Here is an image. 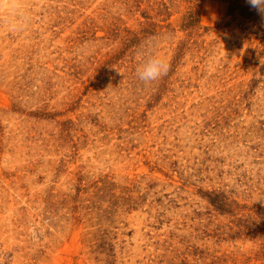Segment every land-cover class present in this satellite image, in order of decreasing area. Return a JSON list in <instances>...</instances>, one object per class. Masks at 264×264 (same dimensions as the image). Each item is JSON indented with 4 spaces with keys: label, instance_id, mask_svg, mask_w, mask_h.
<instances>
[{
    "label": "rangeland",
    "instance_id": "1",
    "mask_svg": "<svg viewBox=\"0 0 264 264\" xmlns=\"http://www.w3.org/2000/svg\"><path fill=\"white\" fill-rule=\"evenodd\" d=\"M232 1L0 0V264H264L237 234L264 206V26Z\"/></svg>",
    "mask_w": 264,
    "mask_h": 264
},
{
    "label": "trees",
    "instance_id": "2",
    "mask_svg": "<svg viewBox=\"0 0 264 264\" xmlns=\"http://www.w3.org/2000/svg\"><path fill=\"white\" fill-rule=\"evenodd\" d=\"M228 14H238L242 21L254 27V31H260L264 26V17H262L255 9L251 8L246 0H233L228 6ZM196 14V12H195ZM194 12H190L186 16V23L184 26L194 24ZM210 202L219 210L224 211L225 202L218 199H209ZM252 215H248L246 219L241 220L238 235L243 234L249 239L264 238V206H252Z\"/></svg>",
    "mask_w": 264,
    "mask_h": 264
},
{
    "label": "clouds",
    "instance_id": "3",
    "mask_svg": "<svg viewBox=\"0 0 264 264\" xmlns=\"http://www.w3.org/2000/svg\"><path fill=\"white\" fill-rule=\"evenodd\" d=\"M246 3L264 17V0H246ZM138 55L140 62L135 74L140 81L150 83L168 72L169 63L163 53L142 49Z\"/></svg>",
    "mask_w": 264,
    "mask_h": 264
},
{
    "label": "bare ground",
    "instance_id": "4",
    "mask_svg": "<svg viewBox=\"0 0 264 264\" xmlns=\"http://www.w3.org/2000/svg\"><path fill=\"white\" fill-rule=\"evenodd\" d=\"M214 8V6L212 4H209V3H204L203 4V9L204 11L206 12H210L212 11V9Z\"/></svg>",
    "mask_w": 264,
    "mask_h": 264
}]
</instances>
